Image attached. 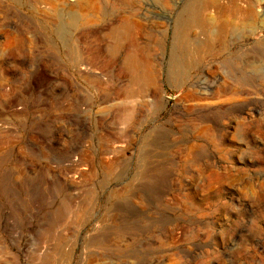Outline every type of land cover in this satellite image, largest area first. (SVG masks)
<instances>
[{"label":"rangeland","instance_id":"374dc122","mask_svg":"<svg viewBox=\"0 0 264 264\" xmlns=\"http://www.w3.org/2000/svg\"><path fill=\"white\" fill-rule=\"evenodd\" d=\"M210 1L0 0V264H264V0Z\"/></svg>","mask_w":264,"mask_h":264},{"label":"bare ground","instance_id":"6f19581e","mask_svg":"<svg viewBox=\"0 0 264 264\" xmlns=\"http://www.w3.org/2000/svg\"><path fill=\"white\" fill-rule=\"evenodd\" d=\"M253 8L254 7L251 4L250 0H227L226 5H223L222 3H220L219 0H212L209 3H207V4H201V3L196 2V3H194V4L190 5V6L185 7L184 10L187 11L188 16L178 23V30H179V28H181L180 31H183L184 27L192 26V24H193V15L197 14V12L198 13H200V12L202 13L204 11H208L209 9H214V10L217 11V13L219 15H224V14L228 13L229 15L233 16V15L239 13V14H242L243 16H245L246 18H248L250 20L252 18V15H253ZM199 21H200V24H201V27H202V31H204V33H207L209 31L210 27H211L212 22H210L208 19H206L204 17H201ZM71 22H73L72 19H71ZM218 26H219L218 27L219 31L223 34V31L225 32V30L230 27V23L223 24V25H218ZM125 27H126V24H124L122 29L123 28L125 29ZM114 31H116V30H113L112 32L114 33ZM118 31H120V30L118 29ZM55 32H56V36H57L58 40L61 41L62 40L61 30L60 29H56ZM119 36H118V38H119ZM218 39H219V37H218ZM111 41H114V40H111ZM201 47L202 46H200L199 48H201ZM125 67L130 72V76H131L130 82L132 84H135V85H138V86H143L140 83H142L145 80V77L142 76V75L140 76V73L137 72L138 68L136 69V67L131 62L126 63Z\"/></svg>","mask_w":264,"mask_h":264}]
</instances>
